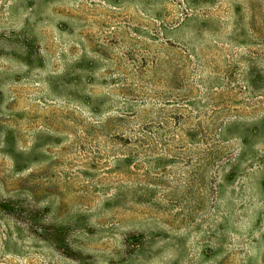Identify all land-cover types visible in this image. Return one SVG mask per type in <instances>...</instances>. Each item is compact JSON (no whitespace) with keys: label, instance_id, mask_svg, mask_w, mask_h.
Wrapping results in <instances>:
<instances>
[{"label":"rangeland","instance_id":"374dc122","mask_svg":"<svg viewBox=\"0 0 264 264\" xmlns=\"http://www.w3.org/2000/svg\"><path fill=\"white\" fill-rule=\"evenodd\" d=\"M0 264H264V0H0Z\"/></svg>","mask_w":264,"mask_h":264}]
</instances>
